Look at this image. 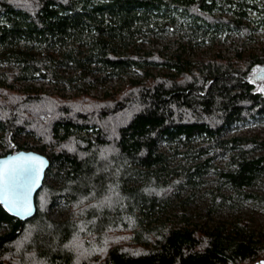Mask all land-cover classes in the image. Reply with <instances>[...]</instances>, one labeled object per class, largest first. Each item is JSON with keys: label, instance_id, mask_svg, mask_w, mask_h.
Returning <instances> with one entry per match:
<instances>
[{"label": "trees", "instance_id": "1", "mask_svg": "<svg viewBox=\"0 0 264 264\" xmlns=\"http://www.w3.org/2000/svg\"><path fill=\"white\" fill-rule=\"evenodd\" d=\"M262 27L264 0H0V157L34 150L50 161L33 217L0 205V264L264 259L251 218L208 225L187 209L202 186L210 213L264 204V138L228 135L264 120L250 78L263 70ZM167 28L191 44L143 51ZM231 32L248 38L231 55L185 53ZM59 202L61 220L48 211Z\"/></svg>", "mask_w": 264, "mask_h": 264}, {"label": "rangeland", "instance_id": "2", "mask_svg": "<svg viewBox=\"0 0 264 264\" xmlns=\"http://www.w3.org/2000/svg\"><path fill=\"white\" fill-rule=\"evenodd\" d=\"M245 22L247 19L244 20ZM253 27V24H250ZM173 28V27H171ZM163 36H159L158 38L154 37L153 35H149V37L143 40L142 47L143 51L152 50L158 52L159 50H163L165 53L166 51H173L176 48L182 46V44L188 45L191 44L186 40L178 37L177 33L171 31L170 28H167L166 31L161 33ZM256 36H259L264 41V27L259 28V31L255 33ZM247 40L248 38L242 33H233L231 32L228 36H221L219 39L214 40V44L210 41H205L204 44L193 46L192 48L187 47L185 51L191 57L196 58H206L210 56L216 50L221 49L225 55H231L232 49L231 47L235 44H240L241 41ZM256 44L255 42L248 41L247 45ZM164 46V48L162 47ZM142 51V52H143ZM257 51H259L257 49ZM4 65V64H1ZM2 67L0 66V70ZM153 72H157V68H152ZM256 72V71H255ZM257 74H252L250 76L251 82L256 86L258 91L264 93V69L256 72ZM126 81V77H125ZM38 84L43 85L47 90L50 92H54V84L48 83L46 80H37ZM119 83L118 79L110 80L106 83V85H116ZM101 89L92 88L91 93L99 94ZM66 93H71L70 90H67ZM230 135L233 134H241V133H259L260 137L264 138V120L262 121H255L250 120L242 125H240L237 129H232L228 132ZM218 162H225L226 159L224 157H216ZM215 173L212 172L206 176V180L209 182L207 185H213V181L215 178ZM185 194V193H184ZM198 194H202L199 198H195L192 202L187 205V209L196 214L195 221L202 223V224H211L216 222L218 219H234L238 215L246 216L252 219V226L255 228L264 229V204L257 203L252 200H247L244 202L243 206L240 209L235 210H219L217 212H208L207 205L209 203L210 195L206 192L205 188L202 186ZM49 215L53 219L61 220L67 216L68 208L62 202H59L57 205L49 208Z\"/></svg>", "mask_w": 264, "mask_h": 264}, {"label": "snow or ice", "instance_id": "3", "mask_svg": "<svg viewBox=\"0 0 264 264\" xmlns=\"http://www.w3.org/2000/svg\"><path fill=\"white\" fill-rule=\"evenodd\" d=\"M37 160L38 158L31 156L19 157L18 161L23 163L8 161L0 167V203L8 204L17 214L31 212L28 193L35 182L31 174H38V168L33 167L30 162Z\"/></svg>", "mask_w": 264, "mask_h": 264}, {"label": "water", "instance_id": "4", "mask_svg": "<svg viewBox=\"0 0 264 264\" xmlns=\"http://www.w3.org/2000/svg\"><path fill=\"white\" fill-rule=\"evenodd\" d=\"M29 156L38 158L37 161L30 162V164L33 167L38 168V174L35 172L31 174L33 179L35 180V182L32 184L31 191L28 193V204L31 207V212L28 214H24L23 212L17 214V211L15 209H11L8 204L0 203L4 211H6L10 216L20 221H25L35 215L36 213L35 195L44 182L46 172L50 167V161L45 155L34 150H20L16 153H8L0 157V167H3L5 163L8 161L23 163V161H18V158L29 157ZM253 264H264V259H260L254 262Z\"/></svg>", "mask_w": 264, "mask_h": 264}, {"label": "built area", "instance_id": "5", "mask_svg": "<svg viewBox=\"0 0 264 264\" xmlns=\"http://www.w3.org/2000/svg\"><path fill=\"white\" fill-rule=\"evenodd\" d=\"M35 84L40 85V84H38V82H35ZM241 134H243V133H241ZM247 134H251V133H247ZM228 135H230V134L228 133ZM233 135H235V134H233Z\"/></svg>", "mask_w": 264, "mask_h": 264}, {"label": "flooded vegetation", "instance_id": "6", "mask_svg": "<svg viewBox=\"0 0 264 264\" xmlns=\"http://www.w3.org/2000/svg\"><path fill=\"white\" fill-rule=\"evenodd\" d=\"M259 69H264V65L262 67H260ZM258 70V69H257Z\"/></svg>", "mask_w": 264, "mask_h": 264}]
</instances>
